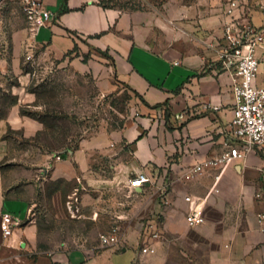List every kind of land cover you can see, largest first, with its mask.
I'll return each mask as SVG.
<instances>
[{
	"label": "crops",
	"instance_id": "crops-1",
	"mask_svg": "<svg viewBox=\"0 0 264 264\" xmlns=\"http://www.w3.org/2000/svg\"><path fill=\"white\" fill-rule=\"evenodd\" d=\"M40 1L50 17L36 31L24 16L6 18L11 48L0 52V74H24V50L30 55L36 49V61L61 64H78L82 53L90 54L96 58L89 63L95 73L114 74L135 94L137 115L121 127L102 126L75 141L69 138L72 147H16L5 134L18 131L32 140L54 127L44 121L46 111H35L43 106L33 91L24 84L6 86L15 100L0 118V210L21 225L8 238L0 229V259L20 244L22 230H30L38 204L62 210L70 193L63 181L72 180L82 202L97 206L103 198L106 212L118 221L112 228L121 235L97 253L82 248L54 253L50 260L55 263L91 264L98 253L109 251L112 264H131L144 236L141 226L150 221L159 237L148 242L152 251L146 254L162 255L167 264H264V220L259 218L264 213V146L223 169L207 167L187 178L197 162L239 144L232 136L231 74L209 46L222 34L226 0H167L163 11L153 4L125 8L106 0ZM253 1L261 7L249 0L247 10L264 12V0ZM2 37L0 32L4 42ZM18 155L37 157L23 164ZM138 173L149 181L133 190L128 180ZM195 206L205 221L188 227L185 217Z\"/></svg>",
	"mask_w": 264,
	"mask_h": 264
},
{
	"label": "rangeland",
	"instance_id": "rangeland-1",
	"mask_svg": "<svg viewBox=\"0 0 264 264\" xmlns=\"http://www.w3.org/2000/svg\"><path fill=\"white\" fill-rule=\"evenodd\" d=\"M165 1L167 0H106V3L125 8H145L148 4H153L163 11L162 4ZM250 3L255 6L254 8L259 5L257 1L251 0ZM1 4L0 32L4 42L0 40V52L3 50L7 53L11 44L9 45L7 41L10 27L8 21L6 23V18L17 16L20 21L24 14L20 0H2ZM248 16L255 26L264 24L263 11L253 9ZM35 53L36 49L30 55L26 50L21 53L20 63L24 74L15 76L8 71L0 74V118L5 115L7 105L15 100L6 86L24 84L28 90L35 93L36 103L43 106L35 111L37 114L42 110L46 111L49 117H44V121L49 126H53L54 130L38 132L32 140H25L18 131H10L5 134V139H9L11 145L20 147L29 143L32 145L44 143L54 147H72L69 138L75 141L77 136L80 137L102 126L107 129L121 127L128 117L137 115L135 94L124 84L119 83L114 74L102 76L100 73H95L89 63L94 65L96 58L90 54L82 53L78 64L70 62L61 64L57 61H36L33 56ZM101 62L103 63L104 60ZM263 70L264 63L261 62L258 72L262 74V78ZM2 86L6 89L2 90ZM36 157L18 155L17 162L25 164L26 160L29 163ZM63 187L65 192L70 193L65 194L62 210L56 213L54 209L38 204L36 208L39 214L29 227L30 230H22L20 244L16 242L14 251L0 259V264L36 263L45 258L50 260L54 253L79 248L89 253H97L104 245L101 235L111 237L112 240L120 237V232L115 236L108 234L118 221L112 213L106 212L109 209H105L103 198L98 201L97 206L90 205L86 200L82 202L77 197L75 190L72 189V180L63 181ZM105 194L107 193H103L102 197ZM36 198H39V195ZM69 206L74 208L77 206V209L72 212ZM119 248L116 251H119ZM138 250L137 257L131 264H167L162 255L158 256L154 253L140 255ZM102 262L113 263L109 251L98 253L91 264ZM49 264L57 263L50 260Z\"/></svg>",
	"mask_w": 264,
	"mask_h": 264
},
{
	"label": "built area",
	"instance_id": "built-area-1",
	"mask_svg": "<svg viewBox=\"0 0 264 264\" xmlns=\"http://www.w3.org/2000/svg\"><path fill=\"white\" fill-rule=\"evenodd\" d=\"M249 0H226L223 5L224 21L220 39L210 47L216 53L220 67L231 74V92L233 96L232 107V136L238 141L237 145H228L227 151L220 156L207 161L197 162L191 166L187 178L202 174L207 167L221 166L225 168L236 159H243L247 153L264 146V79L257 81L258 67L264 63V24L255 26L248 18L247 10ZM21 8L30 30L44 26L49 21L50 12L42 6L40 0H20ZM261 7V4L257 5ZM149 178L144 173H138L129 178L128 187L135 189L141 187ZM190 201L189 196H185ZM74 212L77 206H69ZM264 220V213L259 214ZM188 227H195L204 223L205 218L199 206L191 209L185 217ZM21 221L9 212L0 210V229L4 238L13 234L15 228L20 227ZM264 227V222H263ZM144 236L139 242L140 252H151L148 242L159 237L155 224L148 221L141 226ZM117 228L113 227L109 235L115 236ZM104 244L112 240L111 237L101 235Z\"/></svg>",
	"mask_w": 264,
	"mask_h": 264
},
{
	"label": "trees",
	"instance_id": "trees-1",
	"mask_svg": "<svg viewBox=\"0 0 264 264\" xmlns=\"http://www.w3.org/2000/svg\"><path fill=\"white\" fill-rule=\"evenodd\" d=\"M55 263V262H54ZM58 264V263H57Z\"/></svg>",
	"mask_w": 264,
	"mask_h": 264
}]
</instances>
